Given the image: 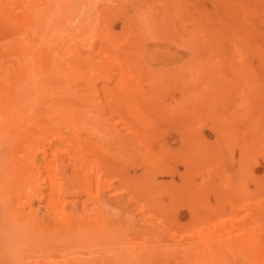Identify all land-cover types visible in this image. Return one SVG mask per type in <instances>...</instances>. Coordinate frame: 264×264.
<instances>
[{
    "label": "bare ground",
    "instance_id": "1",
    "mask_svg": "<svg viewBox=\"0 0 264 264\" xmlns=\"http://www.w3.org/2000/svg\"><path fill=\"white\" fill-rule=\"evenodd\" d=\"M260 160L264 0H0V264H264Z\"/></svg>",
    "mask_w": 264,
    "mask_h": 264
},
{
    "label": "rangeland",
    "instance_id": "2",
    "mask_svg": "<svg viewBox=\"0 0 264 264\" xmlns=\"http://www.w3.org/2000/svg\"><path fill=\"white\" fill-rule=\"evenodd\" d=\"M117 23V24H116ZM115 24V25H114ZM113 24V29H114V32L116 31V32H120V30H121V28H122V22L121 21H117V22H115ZM173 94L175 95V96H177L178 98H180L181 97V91H178V90H176V91H173ZM201 133L203 134V138H205V141H206V139H208L206 142H209V143H214L216 140H217V136H216V133L214 132V131H212L211 129H209V128H204L203 130H201ZM205 136V137H204ZM210 140V141H209ZM213 141V142H212ZM238 155V152H236V156ZM261 161V162H260ZM260 161H258V162H260V163H256V165H255V173H256V175L257 176H259V173L262 175V173L264 172V167H262L263 165H264V162H262V160H260ZM262 163H263V165H262ZM258 168V170H257V168ZM257 170V171H256ZM258 173V174H257ZM251 185H253V184H251ZM251 189H253L254 188V186H251L250 187ZM252 191V190H251ZM255 194L254 192H251L250 193V195L249 196H251V197H253V194ZM248 195L246 196V198L248 199V198H250ZM255 196V195H254ZM214 197H216V196H212L211 198H210V201H212V202H210V207L211 208H214V207H216L217 205V203H216V200L218 199V198H216L215 200L213 199ZM246 198L244 199V200H246ZM212 199V200H211ZM252 200H253V198H252ZM255 200V199H254ZM253 200V201H254ZM247 201V200H246ZM242 202H244V201H242ZM241 202V200L239 201V203L238 202H234V205L233 204H230V203H227V204H230V205H228V206H225L224 207V213L226 214L225 215V218L228 216L229 217V215L230 216H235L236 214H237V218L238 219H242V218H244V217H246V216H248V215H250L253 211V209H251L250 207L252 206H250L249 207V205L251 204L250 202H251V200L249 199V202L247 201V203L246 204H249V205H246V204H244V203H242ZM212 203H214V204H212ZM240 203H241V205H240ZM253 203V202H252ZM226 205V204H225ZM244 205H246V207H244ZM248 206V207H247ZM242 209L241 211L239 210L240 208ZM253 208V207H252ZM226 209V210H225ZM252 211V212H251ZM229 214V215H228ZM235 214V215H234ZM228 217H227V219H228Z\"/></svg>",
    "mask_w": 264,
    "mask_h": 264
}]
</instances>
